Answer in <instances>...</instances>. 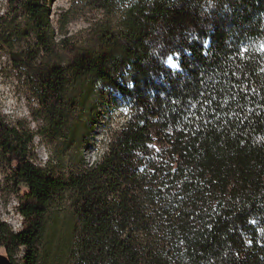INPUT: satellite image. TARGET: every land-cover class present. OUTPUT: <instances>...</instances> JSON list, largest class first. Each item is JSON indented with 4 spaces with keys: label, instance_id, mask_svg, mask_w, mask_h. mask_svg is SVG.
I'll list each match as a JSON object with an SVG mask.
<instances>
[{
    "label": "trees",
    "instance_id": "1",
    "mask_svg": "<svg viewBox=\"0 0 264 264\" xmlns=\"http://www.w3.org/2000/svg\"><path fill=\"white\" fill-rule=\"evenodd\" d=\"M54 1L0 13V59L39 102L37 130L0 113L26 220L0 218V250L49 264L50 208L68 198L66 264H264V0H73L60 38Z\"/></svg>",
    "mask_w": 264,
    "mask_h": 264
},
{
    "label": "rangeland",
    "instance_id": "2",
    "mask_svg": "<svg viewBox=\"0 0 264 264\" xmlns=\"http://www.w3.org/2000/svg\"><path fill=\"white\" fill-rule=\"evenodd\" d=\"M7 2L8 0H0V13L6 10ZM72 6L73 0H55L52 3L51 17L58 38L63 37L60 33L59 15L62 12L68 11ZM77 10L74 12L76 17L65 28L66 37L70 38V44L73 45L77 43L81 45V34H83L84 29L88 26L85 16L81 15V7ZM64 53L68 55L67 51ZM6 56L2 55L0 59V113L11 123L27 121L32 129L37 130L39 123L34 120V115L39 107V102L32 96L27 85L18 79L16 71L14 68H11V64ZM34 144L38 155L37 162L46 165L50 159L51 150L47 141L37 135ZM95 150L91 148L86 152V158L89 162L94 161ZM68 168L69 166L66 165L65 169L68 170ZM21 202V194L16 189L12 171L8 165L0 160V218L7 222L15 231H20L26 227V220L19 212ZM76 220L75 209L68 198L53 204L50 208L46 243L49 264L67 263L63 253L61 259L58 261L56 258L58 256L57 249L63 239L67 242V245L71 241L70 232ZM0 254L6 255L3 250H0ZM23 254L24 250L21 248L14 258L19 262Z\"/></svg>",
    "mask_w": 264,
    "mask_h": 264
},
{
    "label": "snow or ice",
    "instance_id": "3",
    "mask_svg": "<svg viewBox=\"0 0 264 264\" xmlns=\"http://www.w3.org/2000/svg\"><path fill=\"white\" fill-rule=\"evenodd\" d=\"M203 44H207V43H209V41H203L202 42ZM179 53H176L175 54V57L174 56H168V58H167V61H166V63H167V65L173 70V71H181L182 69L180 68V65H179V63L177 62V63H173V60L174 59H177L178 60V57H179Z\"/></svg>",
    "mask_w": 264,
    "mask_h": 264
},
{
    "label": "water",
    "instance_id": "4",
    "mask_svg": "<svg viewBox=\"0 0 264 264\" xmlns=\"http://www.w3.org/2000/svg\"><path fill=\"white\" fill-rule=\"evenodd\" d=\"M0 264H12V262L6 255L0 254Z\"/></svg>",
    "mask_w": 264,
    "mask_h": 264
}]
</instances>
